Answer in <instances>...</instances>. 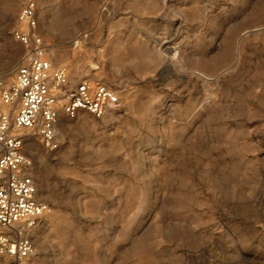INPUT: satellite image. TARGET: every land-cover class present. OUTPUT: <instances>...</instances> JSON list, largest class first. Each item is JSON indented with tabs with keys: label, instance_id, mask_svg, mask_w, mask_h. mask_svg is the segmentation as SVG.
I'll return each mask as SVG.
<instances>
[{
	"label": "rangeland",
	"instance_id": "374dc122",
	"mask_svg": "<svg viewBox=\"0 0 264 264\" xmlns=\"http://www.w3.org/2000/svg\"><path fill=\"white\" fill-rule=\"evenodd\" d=\"M26 2L0 0L5 82ZM33 2L40 57L120 101L61 114L55 151L18 132L49 205L33 264H264V0Z\"/></svg>",
	"mask_w": 264,
	"mask_h": 264
},
{
	"label": "built area",
	"instance_id": "2783aa9c",
	"mask_svg": "<svg viewBox=\"0 0 264 264\" xmlns=\"http://www.w3.org/2000/svg\"><path fill=\"white\" fill-rule=\"evenodd\" d=\"M18 20L23 29L14 37L32 54L8 82L0 78V264H33L36 251L28 234L49 211L39 198L26 140L18 132H36L44 147L55 151L61 114L71 119L81 112L102 117L120 109L111 88L86 78L71 82L66 70L40 57L43 44L33 35V0H27Z\"/></svg>",
	"mask_w": 264,
	"mask_h": 264
},
{
	"label": "bare ground",
	"instance_id": "6f19581e",
	"mask_svg": "<svg viewBox=\"0 0 264 264\" xmlns=\"http://www.w3.org/2000/svg\"><path fill=\"white\" fill-rule=\"evenodd\" d=\"M93 67L96 68L95 65H94ZM6 75H7V74H6ZM6 110H7V109H5V111H6ZM24 138H25V140H26V137H24Z\"/></svg>",
	"mask_w": 264,
	"mask_h": 264
}]
</instances>
